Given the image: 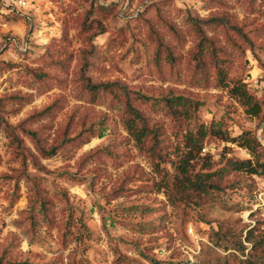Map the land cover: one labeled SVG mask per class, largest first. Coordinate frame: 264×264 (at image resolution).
Wrapping results in <instances>:
<instances>
[{"label": "rangeland", "instance_id": "obj_1", "mask_svg": "<svg viewBox=\"0 0 264 264\" xmlns=\"http://www.w3.org/2000/svg\"><path fill=\"white\" fill-rule=\"evenodd\" d=\"M25 1L0 0V259L264 264V174L232 171L192 201L172 166L212 121L264 150V110L230 92L264 101V0ZM176 96L194 102L188 128L165 106ZM130 107L155 139L131 136ZM199 155L212 167L192 173L251 158L219 137Z\"/></svg>", "mask_w": 264, "mask_h": 264}, {"label": "trees", "instance_id": "obj_2", "mask_svg": "<svg viewBox=\"0 0 264 264\" xmlns=\"http://www.w3.org/2000/svg\"><path fill=\"white\" fill-rule=\"evenodd\" d=\"M202 73H205V61L200 62L197 66ZM220 69L218 74L220 75ZM223 82V79H221ZM224 86H229V83L224 82ZM231 94L237 98L240 104L244 107L247 114L252 116H260L264 110V101L251 94L245 83L236 81L230 87ZM165 106L170 113L176 117L177 123L185 122V127H189L190 118L195 110L194 102L182 96H176L165 99ZM129 117L126 119V128L131 136L140 144L144 145L147 134H153L152 139L156 138L157 130L152 132L146 125V120L141 115L140 111L130 107ZM32 138H35V132H30ZM219 137L221 140L229 143H234L237 146L247 150L251 158L240 160L228 159L226 165L215 172H196L192 173L191 169L195 167L198 160L204 159L202 169H210L212 167L208 157H199L200 151L204 146L206 138ZM186 152L178 155L176 161L173 162L175 173L174 184L178 187L176 194L184 195L185 199L194 201L196 197L198 200H203L207 194L215 192L221 188V182L232 171L246 172L247 174H264V161L260 158L264 154L263 147L258 137L252 131H243L238 135L231 136L224 121H212L210 124H198L195 129H188L185 136ZM155 144L152 145L154 153H156ZM159 156L161 154L156 153ZM196 161V162H195ZM177 196V195H176ZM250 239V233L247 237ZM0 264H12L10 262L4 263L0 259Z\"/></svg>", "mask_w": 264, "mask_h": 264}, {"label": "built area", "instance_id": "obj_3", "mask_svg": "<svg viewBox=\"0 0 264 264\" xmlns=\"http://www.w3.org/2000/svg\"><path fill=\"white\" fill-rule=\"evenodd\" d=\"M18 5L19 6H25L26 5V1L25 0H18Z\"/></svg>", "mask_w": 264, "mask_h": 264}]
</instances>
